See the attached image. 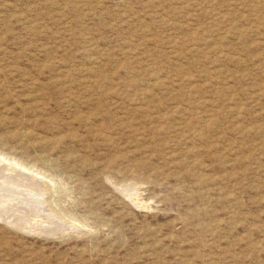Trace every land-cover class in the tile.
I'll return each instance as SVG.
<instances>
[{
	"label": "rangeland",
	"instance_id": "obj_1",
	"mask_svg": "<svg viewBox=\"0 0 264 264\" xmlns=\"http://www.w3.org/2000/svg\"><path fill=\"white\" fill-rule=\"evenodd\" d=\"M263 21L264 0H0V151L76 217L0 220V264H264Z\"/></svg>",
	"mask_w": 264,
	"mask_h": 264
},
{
	"label": "bare ground",
	"instance_id": "obj_2",
	"mask_svg": "<svg viewBox=\"0 0 264 264\" xmlns=\"http://www.w3.org/2000/svg\"><path fill=\"white\" fill-rule=\"evenodd\" d=\"M226 20H228V18ZM148 56L150 55L148 54ZM70 99L71 95L68 96L67 100ZM26 170L31 171L32 173L28 174L25 172ZM37 174H42L43 177H47L45 174L41 173L37 168H35L33 164L30 165L18 157L8 155L7 153L0 151V220L5 222V224L10 225L14 229L19 230H25L28 228L30 229V224L35 223L37 225V231L52 232L51 234H53L55 230L66 231L67 229H76V225L72 222H76L75 215L71 213V211L62 207H54V204L56 205L59 203L53 200L51 197H48V199L43 196L46 192V189H53L54 192L59 189H56V185L51 184L55 183L54 177L49 176V182H43L40 178L36 177ZM42 183H46L44 184L47 185L44 186L46 189L42 187Z\"/></svg>",
	"mask_w": 264,
	"mask_h": 264
}]
</instances>
